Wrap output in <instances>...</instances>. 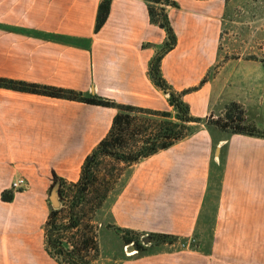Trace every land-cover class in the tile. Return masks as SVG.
Returning a JSON list of instances; mask_svg holds the SVG:
<instances>
[{"label":"crops","instance_id":"crops-1","mask_svg":"<svg viewBox=\"0 0 264 264\" xmlns=\"http://www.w3.org/2000/svg\"><path fill=\"white\" fill-rule=\"evenodd\" d=\"M101 2L0 0V78L174 112L150 76L168 34L151 22L147 0H111L96 31ZM174 2L167 13L177 43L162 58L163 78L177 92L197 88L183 97L193 116L237 102L264 129V64L220 59L227 0ZM117 113L0 88V264H60L44 229L54 175L79 181ZM19 178L28 187L13 190ZM111 206L116 227L177 238L170 250L122 253L116 264H264V138L200 126L132 165Z\"/></svg>","mask_w":264,"mask_h":264},{"label":"trees","instance_id":"trees-1","mask_svg":"<svg viewBox=\"0 0 264 264\" xmlns=\"http://www.w3.org/2000/svg\"><path fill=\"white\" fill-rule=\"evenodd\" d=\"M151 22L164 29L168 40L154 59L150 68V76L154 84L169 95V103L174 112L155 111L140 107L119 104L114 100L83 92L29 83L20 80L0 78V88L18 92L37 94L58 99L82 102L89 105L113 108L118 111L108 135L87 156L82 167L81 176L77 182H68L54 175L51 189L59 185L61 198L60 208H50V214L45 224L46 246L50 254L53 249L68 264H92L88 259L91 250H98L96 238L82 231L83 215L86 210L95 213L106 202L111 193L109 186L117 165L132 166L159 151L172 147L177 142L189 137L193 132L192 124H203L210 129H217L228 134H241L264 138V129H259L254 122H248L246 111L237 102L226 106L223 115L218 118H199L192 115L190 106L184 101V95L196 91L197 88L183 92L173 90L161 73L163 56L174 49L177 39L170 24L167 10L176 7L174 0H147ZM111 0H102L98 10L96 31H99L110 13ZM205 82L202 81V84ZM141 115L160 118L161 121L140 118ZM108 161L113 165L100 170L101 162ZM103 164V163H102ZM116 177V176H115ZM14 192H4L2 199L11 202ZM80 231L75 234V230ZM122 236L125 245L134 244L135 249L144 251L139 240V232L115 227ZM64 233H72L67 239ZM152 245L173 243L177 238L165 234H149ZM139 252V253H140ZM53 256V255H52ZM54 257V256H53ZM56 258V257H55Z\"/></svg>","mask_w":264,"mask_h":264},{"label":"rangeland","instance_id":"rangeland-1","mask_svg":"<svg viewBox=\"0 0 264 264\" xmlns=\"http://www.w3.org/2000/svg\"><path fill=\"white\" fill-rule=\"evenodd\" d=\"M227 4V17L223 30L220 59H222V61L239 60L261 62L264 64V0H227ZM213 75L214 70L211 72L210 77H213ZM221 115H223V112L218 114L212 113L206 118H210L211 116H214V118H218ZM252 117L253 116H247L249 123L254 122L252 121ZM140 118L151 120L152 122H156V120L161 121L160 118H156L154 116L149 117L147 115H141ZM200 126H203V124H192L190 127L192 128V130H198ZM209 129L210 128H208V130ZM219 155L220 152H217V156ZM105 167H107V169H112L113 165H110L108 161H104L101 162L98 166L100 170H103V168ZM130 167L131 166L125 167L124 165L115 166L116 171L113 174V177L117 178V176L119 175L120 178L118 180L113 179L111 180V182H109L111 183L109 185L111 187V193L109 194V197L106 200L105 204L99 210H96L95 213H92V210L89 207V210H86V213L83 215V226L81 229L83 232H87L90 237L93 236L96 238V244L98 247L97 251L91 250L88 255L87 260H89L92 264H116L112 259H114L115 257H120V254L122 253H132L129 251L130 246L134 247L135 249L134 244L125 245L122 236L115 229L116 225L114 224L111 211V204L117 193L120 191V188L124 184ZM217 185L218 184H215L213 190L214 202L217 198ZM54 188H50L48 194L49 209L53 207L50 198ZM60 197L61 196L59 192V199L61 202ZM211 212L213 214V210ZM79 231L80 229L75 230L74 232L75 234H77ZM201 233L206 237L212 236L213 233L211 220H209L208 223L203 226V228L201 229ZM64 234V237H66L67 239H69V237L72 235V233ZM140 234L141 235L139 236V240L143 243L144 251L140 252L135 249L136 251L133 252L146 254L154 251L170 250V248L167 246H171V243H167L168 245H164L166 243H163L162 247H158V245H152L144 242L145 238L148 237L149 234ZM175 246H179L178 242ZM51 252L53 253L51 255L56 257L60 264H68L53 249L51 250Z\"/></svg>","mask_w":264,"mask_h":264},{"label":"water","instance_id":"water-1","mask_svg":"<svg viewBox=\"0 0 264 264\" xmlns=\"http://www.w3.org/2000/svg\"><path fill=\"white\" fill-rule=\"evenodd\" d=\"M217 152H219V149L217 150ZM51 202H52V206L56 209L59 208L61 206V202L59 199V185H56L55 188L53 189L52 193H51ZM145 243H149L150 242V237H146L144 240ZM129 251L133 252L136 251L134 249V247L130 246L129 247Z\"/></svg>","mask_w":264,"mask_h":264},{"label":"built area","instance_id":"built-area-1","mask_svg":"<svg viewBox=\"0 0 264 264\" xmlns=\"http://www.w3.org/2000/svg\"><path fill=\"white\" fill-rule=\"evenodd\" d=\"M27 186H28V181L25 178H19L12 183V189L13 190L20 191V190L25 189ZM185 246H187V245L182 244V247H185Z\"/></svg>","mask_w":264,"mask_h":264}]
</instances>
